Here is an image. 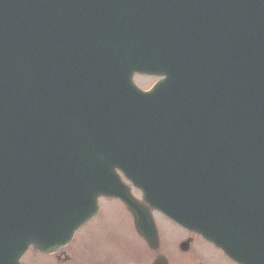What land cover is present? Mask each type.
<instances>
[{
	"label": "water",
	"instance_id": "1",
	"mask_svg": "<svg viewBox=\"0 0 264 264\" xmlns=\"http://www.w3.org/2000/svg\"><path fill=\"white\" fill-rule=\"evenodd\" d=\"M217 1L221 40L234 19L233 47L220 49V69L231 81L225 87H232L221 123L232 125L235 139L248 142L252 153L243 170L251 177L243 174L216 184L203 162L159 163L150 151L129 150L141 147L153 132L145 127L152 114L134 112L139 104L131 76L142 69L132 48L108 50L96 39L119 26V15H134L133 3L0 0V264H20L28 246L51 252L66 243L94 212L101 194L124 201L152 250L158 248L149 214L155 208L238 264H264V0ZM158 53L169 57L173 71L162 72L170 83L167 107L177 110L186 85L178 50L171 44ZM59 108L125 112L83 128V140L76 128L58 126L56 115L28 114ZM27 118H38V125L31 123L40 130L38 137L26 133ZM187 118L194 122L192 115ZM116 169L143 190L146 208L123 190ZM183 181L185 191L179 196L186 197L187 215L182 217L172 202L160 200V188ZM161 260L158 256L154 264Z\"/></svg>",
	"mask_w": 264,
	"mask_h": 264
},
{
	"label": "rangeland",
	"instance_id": "2",
	"mask_svg": "<svg viewBox=\"0 0 264 264\" xmlns=\"http://www.w3.org/2000/svg\"><path fill=\"white\" fill-rule=\"evenodd\" d=\"M157 223L168 264H188L189 254H181L171 245L181 238L179 227L165 217L157 218ZM165 242L167 246H164ZM70 245L64 250L67 252L71 248L70 258L73 261L64 264H129L137 255L142 260L150 256L134 229L129 213L115 199L99 200L98 214L75 233ZM192 249L199 264H235L220 250L202 240L196 241ZM21 261L24 264H60L48 254L30 249Z\"/></svg>",
	"mask_w": 264,
	"mask_h": 264
},
{
	"label": "flooded vegetation",
	"instance_id": "3",
	"mask_svg": "<svg viewBox=\"0 0 264 264\" xmlns=\"http://www.w3.org/2000/svg\"><path fill=\"white\" fill-rule=\"evenodd\" d=\"M155 216H159L158 213H155L154 214ZM179 230L181 232V234L179 236H181V238L178 240V241H175V243H171V245H173L175 247V249L181 253V254H185L187 252H182L180 251V244L186 240H189L190 241V245H193L196 241L200 240V237L198 235H196L195 233H192V232H189L185 229H182L179 227ZM159 234H160V230H159ZM160 239H162L161 235H160ZM164 240H167V238H164ZM165 246H167V242H165ZM60 254H62L60 256ZM53 255H55L56 259L60 262L62 261H66L68 256L66 255L65 252H63L62 250H59L58 252L54 253ZM157 254L156 253H150V256L149 257H145L143 260L139 257V255H137L136 257H133L132 258V262L133 263H136V264H150L153 259L155 258ZM187 260H188V264H191V262H195L196 259L195 258H192V257H187Z\"/></svg>",
	"mask_w": 264,
	"mask_h": 264
}]
</instances>
